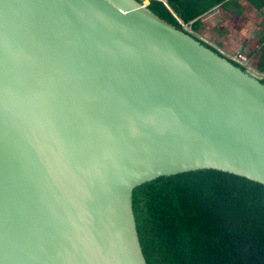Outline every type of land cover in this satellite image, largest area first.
Returning <instances> with one entry per match:
<instances>
[{
  "label": "water",
  "instance_id": "water-1",
  "mask_svg": "<svg viewBox=\"0 0 264 264\" xmlns=\"http://www.w3.org/2000/svg\"><path fill=\"white\" fill-rule=\"evenodd\" d=\"M150 5L0 0V264H148L144 183H264L263 78Z\"/></svg>",
  "mask_w": 264,
  "mask_h": 264
},
{
  "label": "trees",
  "instance_id": "trees-1",
  "mask_svg": "<svg viewBox=\"0 0 264 264\" xmlns=\"http://www.w3.org/2000/svg\"><path fill=\"white\" fill-rule=\"evenodd\" d=\"M204 1L210 0H152L150 8L182 28L203 16ZM257 47L264 73V38ZM133 201L148 264H264L262 182L225 170L184 172L144 183Z\"/></svg>",
  "mask_w": 264,
  "mask_h": 264
},
{
  "label": "crops",
  "instance_id": "crops-1",
  "mask_svg": "<svg viewBox=\"0 0 264 264\" xmlns=\"http://www.w3.org/2000/svg\"><path fill=\"white\" fill-rule=\"evenodd\" d=\"M213 3L204 1L206 12L198 22L191 23L192 33L225 56L244 53L250 60L248 70L263 78L264 73L258 68L262 51L256 43L264 38V0Z\"/></svg>",
  "mask_w": 264,
  "mask_h": 264
},
{
  "label": "built area",
  "instance_id": "built-area-1",
  "mask_svg": "<svg viewBox=\"0 0 264 264\" xmlns=\"http://www.w3.org/2000/svg\"><path fill=\"white\" fill-rule=\"evenodd\" d=\"M142 1H144V0H142ZM149 1H152V0H149ZM182 27H183V29H186L187 31L192 32L191 24L182 23ZM229 57L233 61H236L237 63H239L240 65L245 66L246 69H250V60H249L248 56L245 55L244 53H236L235 55H230Z\"/></svg>",
  "mask_w": 264,
  "mask_h": 264
},
{
  "label": "rangeland",
  "instance_id": "rangeland-1",
  "mask_svg": "<svg viewBox=\"0 0 264 264\" xmlns=\"http://www.w3.org/2000/svg\"><path fill=\"white\" fill-rule=\"evenodd\" d=\"M150 3H152V2H150L149 0L146 1V5H150ZM233 55H235V54H233Z\"/></svg>",
  "mask_w": 264,
  "mask_h": 264
}]
</instances>
